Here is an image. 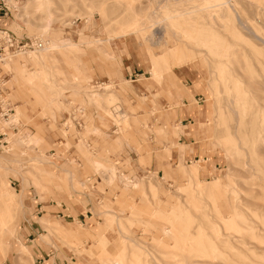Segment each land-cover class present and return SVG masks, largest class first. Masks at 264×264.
I'll return each instance as SVG.
<instances>
[{
    "label": "rangeland",
    "instance_id": "rangeland-1",
    "mask_svg": "<svg viewBox=\"0 0 264 264\" xmlns=\"http://www.w3.org/2000/svg\"><path fill=\"white\" fill-rule=\"evenodd\" d=\"M0 7V264H264V0Z\"/></svg>",
    "mask_w": 264,
    "mask_h": 264
},
{
    "label": "built area",
    "instance_id": "built-area-1",
    "mask_svg": "<svg viewBox=\"0 0 264 264\" xmlns=\"http://www.w3.org/2000/svg\"><path fill=\"white\" fill-rule=\"evenodd\" d=\"M1 8V7H0ZM42 39L37 37H19L8 29H0V61L4 62L10 58L19 56L21 54H27L35 52L44 47ZM98 84L95 85V87ZM100 86V85H99ZM13 109L11 105L0 98V118H8ZM70 119L64 121V125H69ZM78 127H81L82 123L79 120L75 121Z\"/></svg>",
    "mask_w": 264,
    "mask_h": 264
},
{
    "label": "crops",
    "instance_id": "crops-1",
    "mask_svg": "<svg viewBox=\"0 0 264 264\" xmlns=\"http://www.w3.org/2000/svg\"><path fill=\"white\" fill-rule=\"evenodd\" d=\"M27 1H28V0H27ZM0 9H1V8H0ZM0 19H1V16H0ZM1 28L6 29V28H4V27H2V26L0 25V29H1ZM51 38H52L53 41H55V42H57V43H59V42H61V41H62V42H71L69 39L61 38L58 34H54V36H52ZM57 51H60V49L57 48V49H55V50L53 51V53L50 54V59H51V60H53V61H57L56 58H55V53H56ZM17 61H18V62H25L26 59H24V58H18ZM12 62H13V61H12ZM22 65H24V64H21V66H22ZM14 80H16V79H14ZM27 80H30V81H31L30 77H29ZM16 112L18 113V111H16ZM183 114H184L185 117L190 116V113H189V112H183ZM18 115H19V114H18ZM176 116H177L178 118H180V117L182 116V114H181L180 112H178ZM185 126H186V125H184V127H185ZM53 162H54V161H53ZM54 163H55V162H54ZM198 164H199V162H198V160H196V164H194L191 168L188 169L189 174L193 175L194 177H196V176L198 175V172H199V167H200V166H198ZM96 166H97V167H103L104 165H103L101 162H96ZM184 169H186V168L183 167V170H184ZM107 170H108V172H112V173H114V172H113V169H112L111 167H110L109 169H107ZM64 171H66L68 174L72 175V169H71V168L67 167V168L64 169ZM129 182L133 183V181H132L131 179H129ZM24 194H25V187H23L22 190H21V195H24ZM74 236H76V235H74ZM28 251H29V250H28ZM49 261H50L49 259H48V260H45L44 263H48V264H49ZM55 263L57 264V262H55ZM55 263H54V264H55Z\"/></svg>",
    "mask_w": 264,
    "mask_h": 264
},
{
    "label": "bare ground",
    "instance_id": "bare-ground-1",
    "mask_svg": "<svg viewBox=\"0 0 264 264\" xmlns=\"http://www.w3.org/2000/svg\"><path fill=\"white\" fill-rule=\"evenodd\" d=\"M35 1L38 2V3H40L42 0H35ZM48 2H49V0H44V3H48ZM142 25H143L142 22H135L134 25H131L129 28H127L125 30V32L122 33V35L123 36H125V35H132V34L138 32V31H141V30H143V26ZM45 43H46L45 46L42 49L38 50V52L45 51V50H50L51 49V48L47 47L48 42L45 41ZM53 44H54V47L58 46L57 45L58 43H56L55 41H53ZM75 46H76V43H74V42H66L65 44H62V47H66V48H68V47H75ZM60 47H61V45H60ZM36 52L37 51L30 52V53H27V54H21V55H19V58H26V57H28V55L33 54V53H36ZM16 116H17V114L11 118V121H14ZM4 194H6V192H4L2 190V188H0V196H4ZM5 199L8 202V204L11 205V206H18V204H19V200L14 199V196L13 195L8 194V197L5 198Z\"/></svg>",
    "mask_w": 264,
    "mask_h": 264
}]
</instances>
